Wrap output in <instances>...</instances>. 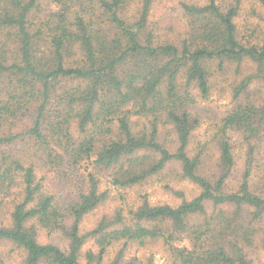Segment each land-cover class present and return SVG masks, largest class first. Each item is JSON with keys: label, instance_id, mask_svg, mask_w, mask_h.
<instances>
[{"label": "trees", "instance_id": "obj_1", "mask_svg": "<svg viewBox=\"0 0 264 264\" xmlns=\"http://www.w3.org/2000/svg\"><path fill=\"white\" fill-rule=\"evenodd\" d=\"M158 1L0 0V264H144L128 249L158 246L166 264L264 256V0H182L175 41L151 20ZM229 70L231 107L194 141L196 103ZM172 164L190 198L166 185L177 204L143 195L84 228L105 179L125 189Z\"/></svg>", "mask_w": 264, "mask_h": 264}, {"label": "rangeland", "instance_id": "obj_2", "mask_svg": "<svg viewBox=\"0 0 264 264\" xmlns=\"http://www.w3.org/2000/svg\"><path fill=\"white\" fill-rule=\"evenodd\" d=\"M182 0H159L153 5L151 20L158 28V32L162 37L169 40H179L184 31V19L180 2ZM245 10L251 9L256 6L254 0H246L244 2ZM245 14L241 12L240 16L236 18L238 29L243 32L245 23ZM253 22L257 19L251 18ZM233 69L232 67H230ZM252 67L245 66L244 73L251 70ZM218 80L213 79L210 94L205 99H200L196 103V108L200 114V124L195 131L194 141H205L212 134H214L222 117L231 107L229 85L234 77L232 70L229 72L218 73ZM236 78V77H235ZM178 165L172 164L167 166L161 174L152 176L146 182L128 188H119L111 186L108 181L103 184V188H109L108 201L90 213L84 221V228L88 229L94 225L98 217L102 213L110 212L114 206L122 204V206L134 207L140 202L143 195H147L152 203H170L177 204L179 199L167 189L165 186H171L174 189H180L187 198H190L197 192V188L191 182L180 178L178 175ZM8 204L6 205V207ZM40 240L44 239L42 232H40ZM12 248L10 244L0 246V250L8 252ZM15 254V252H13ZM256 263L264 262V256L261 253H252ZM137 256L143 261L144 264L150 260L149 264H166L169 259L162 247L147 248L144 250H135L134 248L128 249L126 261Z\"/></svg>", "mask_w": 264, "mask_h": 264}]
</instances>
